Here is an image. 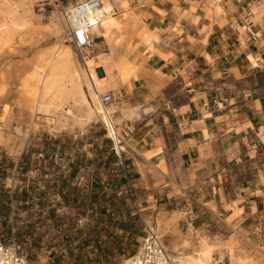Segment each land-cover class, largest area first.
Here are the masks:
<instances>
[{
    "label": "rangeland",
    "instance_id": "rangeland-1",
    "mask_svg": "<svg viewBox=\"0 0 264 264\" xmlns=\"http://www.w3.org/2000/svg\"><path fill=\"white\" fill-rule=\"evenodd\" d=\"M77 1L0 0V122L10 115L8 132L15 134L17 126L24 132L10 140L15 153L0 144V237L17 239L35 264H121L138 249L149 226L155 224L158 232L160 218L169 222L162 240L170 250L173 242L184 238L195 241L199 231H188V212L178 210L174 197L161 192L154 167L148 176L134 171L133 158L127 156L129 121L116 134L104 120L103 107L95 101L87 78H81L78 87L70 75L76 60L83 63L84 57L101 55L97 61L103 60L104 67L97 68L98 76L112 87L108 92L116 104L139 107L131 95L121 92V86H130L143 70L135 53L122 54L131 67L121 76L112 65L121 54L119 43L106 44L100 38L95 52L82 54L69 39L63 9ZM57 20L64 24L75 59H51L45 54L56 38L46 36L44 28ZM44 35L46 39L35 45ZM134 44L131 40L129 48ZM21 56L35 58V72L47 70L45 88L37 79L26 83L21 76L30 74L19 77L9 66L13 60L21 64ZM78 73L85 76L80 68ZM182 244L191 264H233L228 257H219V246L208 239L190 250L184 249L189 239ZM246 256L236 257V264H258ZM173 257L177 258L174 253Z\"/></svg>",
    "mask_w": 264,
    "mask_h": 264
},
{
    "label": "crops",
    "instance_id": "crops-1",
    "mask_svg": "<svg viewBox=\"0 0 264 264\" xmlns=\"http://www.w3.org/2000/svg\"><path fill=\"white\" fill-rule=\"evenodd\" d=\"M127 1H117L127 41L110 54L115 61L133 52L144 65L141 79L121 86L139 106L125 108L134 118L122 126L129 121L134 171L148 176L154 167L161 192L188 212L200 233L178 242L189 239L184 249L208 239L233 264L246 255L264 264V19L251 8L258 0Z\"/></svg>",
    "mask_w": 264,
    "mask_h": 264
},
{
    "label": "bare ground",
    "instance_id": "bare-ground-1",
    "mask_svg": "<svg viewBox=\"0 0 264 264\" xmlns=\"http://www.w3.org/2000/svg\"><path fill=\"white\" fill-rule=\"evenodd\" d=\"M80 1H83V0H80ZM101 1H102L101 12L103 13V19L99 24H96L92 27L93 33L97 36V38H99V39L103 38L104 42L105 41L109 42V43H111L113 41H116L118 43L124 42L126 39V35L123 32V25L125 22L122 21V18L120 19L118 17L119 13L117 11L118 10L117 9V1L116 0H101ZM252 9L254 11V17H256V18L264 17V0L262 2H253L252 3ZM219 11H221V9L218 7L216 12H219ZM124 13H125V15H123V16L126 17V15H128V13H129V11L126 10V12H124ZM217 15H219V14H217ZM63 17L65 19V23L67 25V29L69 32V29L71 28L72 23H70L68 18H66L65 16H63ZM133 18H135V17H133ZM44 31H45L46 36L52 35L56 38V43L52 46L51 49L46 51L45 54L47 56H49L51 59H54L56 57H64V58H69V59L70 58H74V59L76 58L74 50L68 44V42H69L68 40L70 38L66 39V36H64V32H65L64 24L60 23L57 20V21H55L54 26L46 27V28H44ZM46 36L43 37V39H39L35 43V45L41 44L43 42V40L46 39ZM68 36H69V33H68ZM87 52H90V51L87 50ZM100 56L101 55H98V56L91 55L89 57H84L83 63H80L78 60L75 61L76 62L75 64L71 63L72 66L70 68V75H71L73 81L75 82V85H77L78 87L80 86L81 78H84V77L87 78L86 82H87V84L89 82V87L91 89V92L94 95L95 101L100 103L101 106L103 107V113H104L103 118H104V120H106V122L110 126V128L116 134H118L119 126H121L125 120H130L132 118L133 114L130 111H127L126 109L119 107L118 104H116V102L111 104V105H106L103 102V95L109 93L108 91H110L109 88L111 86L105 81V79L100 78L98 76L97 68L104 67V65L102 64L103 60L100 62L97 61V59H99ZM21 57H22V60L20 62L21 64H17V61L14 62V60H13L11 63H8L9 66L12 67L16 72H18L19 77L21 74H25V75L30 74V76H21L22 79L26 78L25 79L26 83H27V80H29L31 78L37 79L39 81L41 87L45 88V86L48 84L47 80L49 77V76H47V70L45 68H42V69H40L41 71L39 70L40 72H38V71L35 72V67H34L35 61L33 60L35 58L27 60V59H25L26 58L25 56H21ZM106 64L107 63H105V65ZM130 64H131V62L127 58H125L123 55H121L119 59L115 60L112 63V65L119 71L120 74H124L128 70ZM77 65H78V68H80L81 73L85 74V76H79L80 74L78 73ZM106 66H105V69H107ZM159 73H160V71H159ZM159 75H161V74H159ZM139 78H138V80H139ZM37 80H36V82H37ZM0 123H1L0 124V144H6L8 146V149L11 152L14 151V153H15L14 147H12V145L10 144V140H12L13 136H17V133L23 134L24 132L22 131V128H20L19 126H17V129L15 130L16 131L15 134L12 135L10 132H8L7 128L9 127V124H10V115H7L3 119V121H1ZM31 123H33V120L30 122V124ZM119 154H121V153H119ZM178 217H179V215H178ZM148 222L151 223V221H148ZM168 226H169V222H166V221H164V219L160 218L158 232L156 231L154 226H149V227H150V230H152L159 238H162L164 235H166L165 233H167ZM189 229L191 232L193 231L191 226H189ZM170 248H171L172 252L177 257V258H174L176 261L179 260V262L182 264H191L192 263V259L186 258L184 256L182 243L173 242L171 244ZM229 249H227V251H229ZM243 264H245V263H243Z\"/></svg>",
    "mask_w": 264,
    "mask_h": 264
},
{
    "label": "built area",
    "instance_id": "built-area-1",
    "mask_svg": "<svg viewBox=\"0 0 264 264\" xmlns=\"http://www.w3.org/2000/svg\"><path fill=\"white\" fill-rule=\"evenodd\" d=\"M101 5V0H83L63 9L64 16L72 23L69 29V37L82 54H86L87 50L95 52L99 45L97 44L99 38L93 33L92 27L99 24L103 19ZM103 102L106 105L115 103L113 94L103 95ZM0 264H35V262L25 252L23 245L17 239L0 237ZM121 264L178 263L162 238H159L149 228L140 241L138 249L133 254L125 256Z\"/></svg>",
    "mask_w": 264,
    "mask_h": 264
}]
</instances>
